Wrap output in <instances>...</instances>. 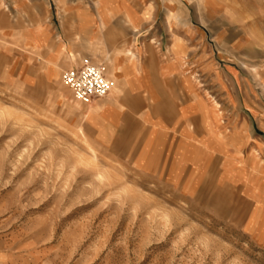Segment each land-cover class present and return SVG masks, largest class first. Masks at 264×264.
Listing matches in <instances>:
<instances>
[{"label": "rangeland", "instance_id": "rangeland-1", "mask_svg": "<svg viewBox=\"0 0 264 264\" xmlns=\"http://www.w3.org/2000/svg\"><path fill=\"white\" fill-rule=\"evenodd\" d=\"M81 3L92 0H0V264H264L233 188L193 167L157 172L142 158L144 128L98 141L94 100L78 101L62 80L73 58L66 27ZM203 12L180 16L206 35L201 44L194 34L179 76L189 71L227 119L239 114L232 92L250 113V97L264 105V0H219L217 12Z\"/></svg>", "mask_w": 264, "mask_h": 264}, {"label": "crops", "instance_id": "crops-1", "mask_svg": "<svg viewBox=\"0 0 264 264\" xmlns=\"http://www.w3.org/2000/svg\"><path fill=\"white\" fill-rule=\"evenodd\" d=\"M218 6L219 0H92L74 7L65 43L73 57L70 68L106 64L114 77L113 95L95 99L89 108L98 141L116 143L144 128V161L172 176L192 167L196 176L214 174L219 189L233 188L240 195L247 207L241 222L264 249V105L250 97V113L245 114L238 110L240 94L229 92L239 100V114L227 119L220 102L214 106L194 86L189 71L181 76L178 71L179 63L193 55L194 34L201 44L206 35L192 19L180 21L182 12L196 8L208 15ZM44 36L31 45L43 44ZM155 36L160 49L152 43ZM63 49L61 43L50 48L49 73L57 71L50 62ZM213 78L221 86L217 91L225 92L223 74L216 72Z\"/></svg>", "mask_w": 264, "mask_h": 264}, {"label": "built area", "instance_id": "built-area-1", "mask_svg": "<svg viewBox=\"0 0 264 264\" xmlns=\"http://www.w3.org/2000/svg\"><path fill=\"white\" fill-rule=\"evenodd\" d=\"M62 80L72 89L75 98L83 103L107 97L114 86L107 76L106 67L91 62L64 71Z\"/></svg>", "mask_w": 264, "mask_h": 264}]
</instances>
